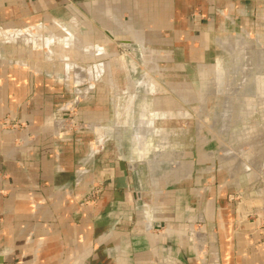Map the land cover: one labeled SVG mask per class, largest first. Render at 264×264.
<instances>
[{
	"label": "crops",
	"instance_id": "0c3cea01",
	"mask_svg": "<svg viewBox=\"0 0 264 264\" xmlns=\"http://www.w3.org/2000/svg\"><path fill=\"white\" fill-rule=\"evenodd\" d=\"M0 45L15 49L0 55V264H264V227L224 184L200 187L211 165L195 171L194 136L172 117L212 69L199 108L220 94L219 133L234 110L259 111L264 0H0ZM68 53L77 74L50 66ZM227 59L241 73L230 95Z\"/></svg>",
	"mask_w": 264,
	"mask_h": 264
},
{
	"label": "rangeland",
	"instance_id": "374dc122",
	"mask_svg": "<svg viewBox=\"0 0 264 264\" xmlns=\"http://www.w3.org/2000/svg\"><path fill=\"white\" fill-rule=\"evenodd\" d=\"M16 49L17 54L20 56H25L27 53L26 51H28L25 46H20ZM14 50L10 46L0 45L1 56H10L11 53H14ZM258 51L261 54H264V49H260ZM34 53L35 58L41 59V55L40 57L37 56L38 52ZM68 57L70 59H66V62H64L63 60L60 61L57 57L56 59H51L50 66L56 67L55 71H58L62 69V67L66 63H68L66 64L67 71L71 69L72 72H76V74L79 73V70L75 68L77 67L76 64L78 63H76L77 61L76 59H74L73 54L68 53ZM130 57L131 59L129 60L131 62V65H134L132 67L137 66L138 62H136V59H134V57L131 55ZM262 60L264 59H261L259 65L257 59L256 70L258 75L262 74L261 82L262 86H264V61ZM34 62L36 63H32L33 66L40 67L43 65L42 63L38 64L39 60H35ZM78 62H80V60ZM58 66L61 68H59ZM239 66V60L236 59H227L226 65L224 66L228 74V78L226 79L227 85L232 88L238 86L241 79ZM244 66L247 67V65L245 64L242 65V70H245ZM216 68L218 71L217 65L215 67V71ZM150 69L146 70L148 71ZM202 72H204L203 75L198 77V79H194V84L197 83V85L194 86V96L187 97V99L189 98V100L191 101V103H189V107L193 110L181 111L183 113L172 115V117L182 116V118H179L176 123L178 125L180 124L184 126L183 129L185 132H187V134L194 136L192 137L195 140L194 151L196 153L193 165L195 171L198 170L197 167L200 168L201 166H205L206 164L211 165L209 167L212 173L210 172V174H206L202 177L195 174L193 177L196 178L195 180L198 181L201 188L208 187L212 189L213 186L224 184V190L221 191V194L225 192L227 202L235 206V211L240 214V216L251 220L254 225H256V227L262 228L264 227V104H262L264 103V98H262L261 102H258V112L248 113V111H244V109L234 110L232 116H230L231 118L229 122L231 126L228 127V133H219L217 131V125L221 122V117L223 116V114L225 115V110H223V114L220 115V121H217L215 125H213V117L219 109V104L222 102V97L220 96V94L216 95L217 93L215 94L212 93V91L210 92V94L215 95L213 96L215 98L208 101V112L205 111L203 113V111H200L199 108L202 99V93L204 92L203 90L204 88H206L205 81L211 79L213 69L212 71L209 70V72L205 70H203ZM208 75L210 77H208ZM261 82H259L260 86ZM143 84H145L146 89L149 90L154 87V85H156V82L152 78H147V80H144ZM190 87L192 88V85H186V87H184V92H186L187 89L191 90ZM212 90H214V85ZM250 99L251 95H248V102L251 101ZM203 104L204 103L201 104V109L204 107ZM66 116H69L67 118L70 119L71 112H68ZM166 116L167 115H165L164 117ZM167 117H169V113ZM243 120L247 121L245 124H257L250 128H241L240 124ZM25 126L22 125L21 127V125H18L17 127L12 126V128H24ZM67 129H72L74 131L75 127L73 125H69ZM229 141H231V143H229ZM219 143L221 145H219ZM170 148L172 147L170 146ZM240 150L243 153L242 155L239 153ZM220 151L224 153V159L221 158L222 156ZM203 152L209 154L211 160L207 159L208 161L206 162L200 160V153ZM239 160H242V163L239 162ZM238 163L242 164L243 171L240 173L238 172L234 175L233 171Z\"/></svg>",
	"mask_w": 264,
	"mask_h": 264
},
{
	"label": "built area",
	"instance_id": "2783aa9c",
	"mask_svg": "<svg viewBox=\"0 0 264 264\" xmlns=\"http://www.w3.org/2000/svg\"><path fill=\"white\" fill-rule=\"evenodd\" d=\"M100 185H101L100 183H96L87 189L85 195L82 197L79 203L81 207L90 205L96 201L100 193V189H101Z\"/></svg>",
	"mask_w": 264,
	"mask_h": 264
},
{
	"label": "bare ground",
	"instance_id": "6f19581e",
	"mask_svg": "<svg viewBox=\"0 0 264 264\" xmlns=\"http://www.w3.org/2000/svg\"><path fill=\"white\" fill-rule=\"evenodd\" d=\"M219 64V63H218ZM221 65V64H220ZM224 76V71L222 70V69H220V67H219V65H218V71H217V73H216V78H215V81H216V86L217 87H219V84H220V81L222 82V83H224L223 81H222V77ZM261 84H262V82H261ZM260 86V85H259ZM260 87H262V85L260 86ZM233 90V89H232ZM262 94H264V87H262ZM225 93H226V95L227 94H229L230 95V89H229V86H227L226 87V89H225ZM261 96V95H260ZM228 97V96H227ZM229 102V101H228ZM225 109V108H224ZM222 115V114H221ZM226 117H228L226 114L224 115L223 114V116L221 117V125H222V123L224 124V123H226L225 121H226ZM220 118V117H219ZM225 118V119H224ZM229 120V119H228ZM220 121V120H219ZM220 123H218V128L220 129V131L221 132H225L226 130H227V128L226 127H221L220 128ZM218 129V130H219ZM227 133V132H226ZM242 150V149H241ZM138 158V157H137Z\"/></svg>",
	"mask_w": 264,
	"mask_h": 264
}]
</instances>
